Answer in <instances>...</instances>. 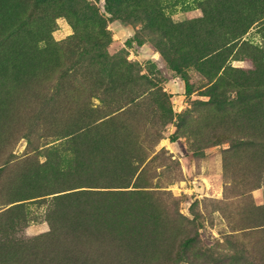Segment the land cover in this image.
<instances>
[{
    "label": "rangeland",
    "instance_id": "rangeland-1",
    "mask_svg": "<svg viewBox=\"0 0 264 264\" xmlns=\"http://www.w3.org/2000/svg\"><path fill=\"white\" fill-rule=\"evenodd\" d=\"M41 1L0 0V264H264V0Z\"/></svg>",
    "mask_w": 264,
    "mask_h": 264
},
{
    "label": "trees",
    "instance_id": "trees-1",
    "mask_svg": "<svg viewBox=\"0 0 264 264\" xmlns=\"http://www.w3.org/2000/svg\"><path fill=\"white\" fill-rule=\"evenodd\" d=\"M25 6L27 7V14L25 19L21 23H27L31 21L35 16L41 15L42 13L47 12V9L45 8V5H43L41 0H23ZM50 9V8H49ZM46 10V11H45ZM52 10H48V12H51ZM21 25V24H20ZM15 30V29H13ZM8 39V38H7ZM68 47L66 49L67 52L73 53L77 48V33L76 35H72L68 41ZM13 50L4 48V45L0 43V56L1 57H8L9 54H11L12 58H15L16 55H13L11 52ZM82 75V78L86 82H90L91 76H89L86 72H84ZM75 76V73L70 75L71 79L73 80V77ZM44 78V77H43ZM45 80V79H44ZM92 80L96 82H102V79L100 78L99 74L97 73L95 76H93ZM43 80H39V82H42ZM64 84H61V86ZM77 90H75L74 82L65 80V85L58 90L57 86L53 85V82H49L47 86L45 87V96L43 99L48 98V103H45L44 101H40L37 106H35V113H37V118L35 121L37 122V125L40 126V129L42 130L41 136L42 137H63L68 135L70 132H62L59 129L61 128L62 123L64 120L68 117L71 118L73 115V111H71L70 108H68V114L64 112L61 106L63 98H67L68 100L66 103L71 102L72 100L69 99V97H73ZM253 91V90H252ZM57 97L58 100L55 101L54 104V98ZM50 98V100H49ZM42 100V99H40ZM67 106V107H70ZM60 108V109H59ZM75 117V115H74ZM81 117H77L75 121L80 120ZM67 133V134H66ZM155 157L152 158V160ZM3 171V168L0 169V173ZM76 192V191H74ZM72 193V192H70ZM77 194V193H76ZM79 194V193H78ZM112 193H93V196H107L111 195ZM129 193H116L114 196H119L120 198L126 197ZM59 196V195H58ZM117 236L120 237L121 234L118 231V227H92L91 234L84 238H79L75 242L77 243V252H79L81 255H84L86 253H92L95 255H116L121 252L120 249L117 248V245L115 244L117 241ZM119 242H117L118 244ZM120 251V252H119Z\"/></svg>",
    "mask_w": 264,
    "mask_h": 264
}]
</instances>
